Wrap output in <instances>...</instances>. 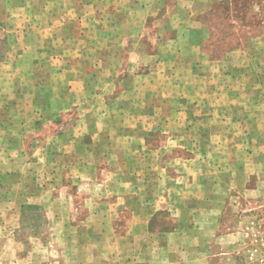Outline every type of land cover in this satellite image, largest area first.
<instances>
[{"label": "rangeland", "instance_id": "obj_1", "mask_svg": "<svg viewBox=\"0 0 264 264\" xmlns=\"http://www.w3.org/2000/svg\"><path fill=\"white\" fill-rule=\"evenodd\" d=\"M196 226L264 243V0H0V264Z\"/></svg>", "mask_w": 264, "mask_h": 264}, {"label": "crops", "instance_id": "obj_2", "mask_svg": "<svg viewBox=\"0 0 264 264\" xmlns=\"http://www.w3.org/2000/svg\"><path fill=\"white\" fill-rule=\"evenodd\" d=\"M211 219H215V217H211ZM194 231L195 235L192 241L190 236L179 231L175 235L178 242L177 245L174 244L173 249L170 245H165L163 242L161 245L159 242L157 250L152 248V250L144 251V254L140 252L139 258L134 264H264V252L261 249L264 243L258 248L256 252L258 255L255 257L256 253L252 254L253 252L248 247L242 245L248 236L245 233L241 234L243 240L239 241L232 233L222 234L215 227L204 230L196 226ZM166 236L168 239L172 237V234ZM162 239L167 241L165 236H162ZM240 254L245 257L243 262L236 260L235 255Z\"/></svg>", "mask_w": 264, "mask_h": 264}]
</instances>
